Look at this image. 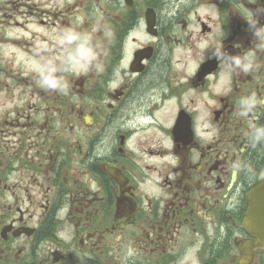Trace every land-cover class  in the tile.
Returning a JSON list of instances; mask_svg holds the SVG:
<instances>
[{
    "label": "flooded vegetation",
    "instance_id": "flooded-vegetation-1",
    "mask_svg": "<svg viewBox=\"0 0 264 264\" xmlns=\"http://www.w3.org/2000/svg\"><path fill=\"white\" fill-rule=\"evenodd\" d=\"M263 183L264 0H0V264H264Z\"/></svg>",
    "mask_w": 264,
    "mask_h": 264
},
{
    "label": "clouds",
    "instance_id": "clouds-1",
    "mask_svg": "<svg viewBox=\"0 0 264 264\" xmlns=\"http://www.w3.org/2000/svg\"><path fill=\"white\" fill-rule=\"evenodd\" d=\"M67 41L72 43L78 41L76 53L74 56L68 57V69L70 71H82L90 67L96 60L97 53L90 46V40L87 36H83L80 33H76L72 30H67V34L61 39V42ZM247 59V58H245ZM234 66L240 68L243 72L247 73L252 70L251 63H245L239 56L233 57ZM42 86L51 89L64 90V85L55 78V69L50 70L46 75L42 76ZM245 105V113L253 106L260 103L254 97L246 98L242 101Z\"/></svg>",
    "mask_w": 264,
    "mask_h": 264
},
{
    "label": "water",
    "instance_id": "water-1",
    "mask_svg": "<svg viewBox=\"0 0 264 264\" xmlns=\"http://www.w3.org/2000/svg\"><path fill=\"white\" fill-rule=\"evenodd\" d=\"M249 206L246 223L253 235L264 240V183L250 193Z\"/></svg>",
    "mask_w": 264,
    "mask_h": 264
}]
</instances>
